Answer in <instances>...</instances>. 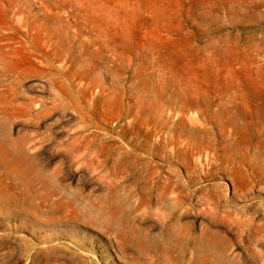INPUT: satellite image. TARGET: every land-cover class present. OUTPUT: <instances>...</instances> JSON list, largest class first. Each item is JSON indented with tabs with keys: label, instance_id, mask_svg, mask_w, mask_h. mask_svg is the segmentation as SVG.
Returning <instances> with one entry per match:
<instances>
[{
	"label": "rangeland",
	"instance_id": "obj_1",
	"mask_svg": "<svg viewBox=\"0 0 264 264\" xmlns=\"http://www.w3.org/2000/svg\"><path fill=\"white\" fill-rule=\"evenodd\" d=\"M0 264H264V0H0Z\"/></svg>",
	"mask_w": 264,
	"mask_h": 264
},
{
	"label": "bare ground",
	"instance_id": "obj_2",
	"mask_svg": "<svg viewBox=\"0 0 264 264\" xmlns=\"http://www.w3.org/2000/svg\"><path fill=\"white\" fill-rule=\"evenodd\" d=\"M260 227L262 228V225H260ZM261 228H260V229H261ZM239 232H240V231H239ZM239 235H240V237H241V233H239Z\"/></svg>",
	"mask_w": 264,
	"mask_h": 264
}]
</instances>
